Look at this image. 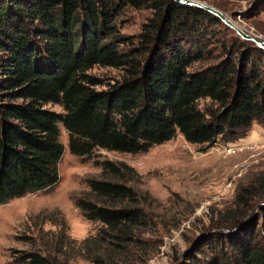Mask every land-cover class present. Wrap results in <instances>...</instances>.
Returning a JSON list of instances; mask_svg holds the SVG:
<instances>
[{
  "label": "trees",
  "instance_id": "1",
  "mask_svg": "<svg viewBox=\"0 0 264 264\" xmlns=\"http://www.w3.org/2000/svg\"><path fill=\"white\" fill-rule=\"evenodd\" d=\"M128 8L151 11L132 35L117 26ZM215 24L227 29L174 0H0V205L58 182L59 124L71 153L86 159L99 149L144 152L177 133L212 145L245 137L253 123L264 127V49L233 31L220 40ZM94 66L119 77L105 81L89 72ZM96 161L100 176L74 199L100 223L95 234L76 240L61 216L38 215L60 228L20 236L29 247L12 255L15 262L144 264L151 257L160 243L146 237L157 222L145 207L156 200L132 185L140 175L126 162ZM252 183L216 213L212 228L220 231L199 238L180 264H264V205L245 218L264 195V174Z\"/></svg>",
  "mask_w": 264,
  "mask_h": 264
},
{
  "label": "rangeland",
  "instance_id": "2",
  "mask_svg": "<svg viewBox=\"0 0 264 264\" xmlns=\"http://www.w3.org/2000/svg\"><path fill=\"white\" fill-rule=\"evenodd\" d=\"M198 1L219 9L241 29L264 40V0ZM150 15L149 9L128 8L117 19V26L122 33L136 34ZM226 27L228 30L215 24L211 29L217 32L220 40L230 41V31L233 30ZM89 72L105 81H112L120 74L117 69L100 66H94ZM46 107L62 111L58 104L48 103ZM59 127L64 151L58 166V182L50 189L26 194L0 205V264H18L12 255L29 247L19 239L20 236L60 228L59 223H41L38 215L51 216L55 220L61 216L67 235L73 239L82 240L95 234L100 223L86 219L74 199L88 190L90 178L100 176L101 169L96 160L126 162L140 175L132 185L156 200H146L149 204L145 208L157 222L155 231L146 237L160 244L144 264L182 263L184 253L199 238L211 231H220L212 228V219L218 211L231 206L237 188L264 174V139L249 148L227 154L223 147L236 144V141L226 143L218 140L212 145H197L188 143L177 133L171 140L144 152L99 149L86 159L71 153L67 132L62 124ZM261 205H264V195H260L245 218L257 216ZM76 262L87 264L82 260Z\"/></svg>",
  "mask_w": 264,
  "mask_h": 264
},
{
  "label": "water",
  "instance_id": "3",
  "mask_svg": "<svg viewBox=\"0 0 264 264\" xmlns=\"http://www.w3.org/2000/svg\"><path fill=\"white\" fill-rule=\"evenodd\" d=\"M174 1L182 5H187L202 9L212 14L213 16L221 20L226 26L231 28L239 37H241L244 40L251 41L255 43L258 47L264 49V40L241 29L219 9L198 0H174Z\"/></svg>",
  "mask_w": 264,
  "mask_h": 264
},
{
  "label": "crops",
  "instance_id": "4",
  "mask_svg": "<svg viewBox=\"0 0 264 264\" xmlns=\"http://www.w3.org/2000/svg\"><path fill=\"white\" fill-rule=\"evenodd\" d=\"M263 139L264 127L260 126L257 123H253L249 133L245 137L238 139L236 142L248 146L250 144H257Z\"/></svg>",
  "mask_w": 264,
  "mask_h": 264
},
{
  "label": "built area",
  "instance_id": "5",
  "mask_svg": "<svg viewBox=\"0 0 264 264\" xmlns=\"http://www.w3.org/2000/svg\"><path fill=\"white\" fill-rule=\"evenodd\" d=\"M253 145L254 144H250V145L246 146V145H243L240 143L229 144V146L223 147V150L225 151V153L229 154V153H233V152L238 151V150H243L244 148H249Z\"/></svg>",
  "mask_w": 264,
  "mask_h": 264
}]
</instances>
